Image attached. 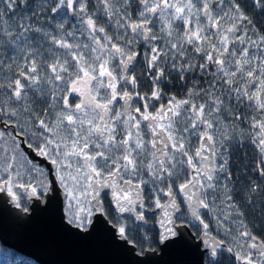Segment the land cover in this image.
I'll list each match as a JSON object with an SVG mask.
<instances>
[{
	"label": "snow or ice",
	"instance_id": "6c2138e0",
	"mask_svg": "<svg viewBox=\"0 0 264 264\" xmlns=\"http://www.w3.org/2000/svg\"><path fill=\"white\" fill-rule=\"evenodd\" d=\"M0 198L264 264V0H0Z\"/></svg>",
	"mask_w": 264,
	"mask_h": 264
},
{
	"label": "water",
	"instance_id": "95a60500",
	"mask_svg": "<svg viewBox=\"0 0 264 264\" xmlns=\"http://www.w3.org/2000/svg\"><path fill=\"white\" fill-rule=\"evenodd\" d=\"M53 202L47 208L35 205L20 213L6 198H0V244L37 264H193V253L179 248L153 249L148 257L133 254L130 244L114 242L97 227L82 233L66 226Z\"/></svg>",
	"mask_w": 264,
	"mask_h": 264
},
{
	"label": "trees",
	"instance_id": "16d2710c",
	"mask_svg": "<svg viewBox=\"0 0 264 264\" xmlns=\"http://www.w3.org/2000/svg\"><path fill=\"white\" fill-rule=\"evenodd\" d=\"M259 19V18H257ZM0 264H37L30 258H27L17 252L3 247L0 244Z\"/></svg>",
	"mask_w": 264,
	"mask_h": 264
},
{
	"label": "flooded vegetation",
	"instance_id": "af4514ba",
	"mask_svg": "<svg viewBox=\"0 0 264 264\" xmlns=\"http://www.w3.org/2000/svg\"><path fill=\"white\" fill-rule=\"evenodd\" d=\"M13 70H14V69H13ZM236 155H237V156H239V155H240V153H239V152H237V153H236Z\"/></svg>",
	"mask_w": 264,
	"mask_h": 264
}]
</instances>
